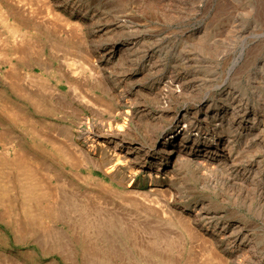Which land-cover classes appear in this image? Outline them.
<instances>
[{"label": "rangeland", "instance_id": "obj_1", "mask_svg": "<svg viewBox=\"0 0 264 264\" xmlns=\"http://www.w3.org/2000/svg\"><path fill=\"white\" fill-rule=\"evenodd\" d=\"M73 4L96 10L108 29L97 33L70 14ZM0 9L36 42L35 51L23 55L19 38L0 21V93L39 127L58 128L54 136L64 152L80 162L72 167L0 109V264H264V203L258 194L264 161L256 166L263 154L251 146L252 137L236 142L231 134L232 160L210 174L199 166L217 167L213 163L223 154L204 162L205 148L192 149L190 138L183 149L191 151L193 163L169 159L157 182L129 170L110 149L105 156L79 140L101 122L151 140L177 130L176 114L204 112L209 105L216 112L231 103L228 97L264 114V0H0ZM68 18L84 29L65 27L61 20ZM117 38L130 44L118 50L131 49L121 61L120 51H98ZM98 59L104 60L97 66ZM41 63L55 85L65 92L76 88L91 104L40 98L38 111L18 98L8 79L11 66L40 72ZM130 69L137 72L126 78ZM177 74L187 77L185 100L161 99L167 79ZM132 112L138 124L131 122ZM69 139L90 152L94 163L76 157ZM18 149L46 164L66 186L58 189L54 182L56 197L31 203L30 212L21 198V172L14 170ZM118 168H124L121 181L113 177ZM84 177L89 181L79 180ZM46 206L53 215L45 214ZM203 212L221 217L216 228L197 217ZM249 244L256 245L253 252Z\"/></svg>", "mask_w": 264, "mask_h": 264}, {"label": "bare ground", "instance_id": "obj_2", "mask_svg": "<svg viewBox=\"0 0 264 264\" xmlns=\"http://www.w3.org/2000/svg\"><path fill=\"white\" fill-rule=\"evenodd\" d=\"M21 1L27 2V0ZM57 1L61 2L62 0ZM70 9H72L70 14H78L82 20L87 21L88 24L94 27L97 30V33H103L108 29L105 24V20L101 18L100 14H98L96 10L90 11L89 7L78 6L77 4H73ZM52 14L54 15L53 12L48 13L49 16ZM0 21L13 37L19 38L18 44L20 45L17 44L19 47L17 50L19 52L23 55H29L30 52L35 51L36 42L34 41V36L24 32L17 24L10 22L9 18L1 9ZM61 21L67 28L79 31L84 29V24L80 21L73 20V18L62 19ZM125 45L129 46L130 44L127 41H122L121 38H117L115 41H107L103 46L99 47L98 51H105L107 52L106 54H115L120 51L118 50L119 48L124 47ZM128 50L129 51L126 52L120 51L121 56L118 57V61L127 58L131 49ZM103 60L104 59H101V61H99L98 59L97 61L99 62L96 65L98 66L101 64ZM38 67H40V72H36L34 66H32L30 72H23L19 65L11 66L8 72V79L10 81V88L12 92L18 98H22L24 101L29 102L38 111L41 109L40 105L42 104L40 98L55 100L56 104L59 102L71 103L73 100L80 103L83 102L86 106L91 104V101L88 100L86 96L78 93L76 88L74 89L73 87H70V91L65 92L62 90L60 85H55L50 78L51 76L49 74V70L44 64L41 63ZM89 68L90 70H93V66ZM136 72L137 70L130 69L126 71L125 77L131 78ZM75 74L77 75V73ZM167 80L166 85L159 93V97L161 99L167 98L169 102L172 100H183L185 97L183 94L188 91L187 83L184 82V80H187V77L180 80V75L177 74V76L170 77ZM228 98H230L231 103L220 106L216 109V112L210 110L211 105H209L204 112L200 109L199 111L192 113L187 111L183 116L176 114L173 120H175L178 125L177 130L172 133L164 132L163 135L161 134L151 140H146V138H143L144 140L140 139L139 137L129 133L128 129L124 132L112 130L111 125H105L107 123L103 122L100 124L92 123V128L87 133L81 135L79 140H84L90 144L89 148H93L94 150L100 148L102 154L105 156H107V150L110 149L117 156H122L124 158L129 170L135 173L146 172L150 181L156 182L158 181L159 176L163 175L168 167L169 159H175V161L180 163H193L194 159L191 158L193 156H190L189 154L191 151L184 153L183 149L184 144L188 142L186 140L190 138L194 140V144L191 147L192 149L195 144H200L201 147L205 148V152L202 154L204 162L211 160L212 157L214 158L217 153L223 154L222 157L217 159V162L213 163L214 166L218 165L217 167L210 168L201 165L199 166L200 169L206 170L209 174L217 171L216 168H219L220 164H224L225 162L232 160L231 148L233 146L231 143L232 141H230L231 134H235L233 137L237 139L236 142L243 140L242 136H245V138L252 137L251 146L257 147L263 154L262 159H258L256 166H262L264 161V114L262 111H251L250 108L247 107V103L242 99L237 100L233 97ZM212 106L215 108L216 104L214 103ZM2 108L8 111L7 116H9L12 121L24 124L25 127L29 129V132L34 139H40L42 145L51 146L58 153L63 154L65 158H68L67 161L72 167H78L80 162H76L71 155H67L61 147V141L59 138L54 136L56 134L54 132L59 131L58 128H55L52 124L46 127H39L35 121L24 115L17 105L6 101L0 93V109L3 110ZM165 110L166 109H164V107L161 108L162 112ZM162 112L159 114H163ZM137 116L134 112L129 115L133 124H138L137 122L141 121ZM135 117H137V122L134 120ZM226 129H228V131ZM178 139H180L179 143L177 142ZM70 144H72V147L74 148V155L76 157L78 156L83 163H94V159L89 156L90 152H87L84 148H82L78 142L75 143L72 139ZM37 150H41V148ZM15 153L16 159L14 161V170L21 172L20 175L22 178H19L18 182L20 185L19 189H21L20 192L23 196L21 198H24L23 200L26 212L31 211V203L32 205L34 202L38 204L40 202L42 204L56 197L54 196V192L56 194V188L53 187L54 182H57L56 187H59L58 189L66 187L65 185L60 184V179L53 175L52 170L46 164L41 163L34 157H31L23 150H16ZM133 153H136V157L134 158L131 156ZM167 156L169 157L167 158ZM14 165L12 164V166ZM85 166L88 167L87 165ZM124 175V168H118L117 173H115L113 177L121 181ZM90 177L79 178V180L88 182ZM97 187L100 192L106 191L107 189V187L101 183H98ZM154 193L155 192H152V194ZM258 194L264 203V187L259 188ZM156 203L158 206L161 205L160 202ZM46 207L45 214L51 215L52 210L49 206L47 207L48 209H46ZM33 213L34 214L32 215H37H35V212ZM209 215V212H203V214H197V217H199L200 220L210 221V225L215 223L214 227L216 228V225L218 224L217 220L221 219V217H218L217 219V216L219 215L215 214L214 217L209 218ZM29 219L30 218H28V220ZM238 228H240L238 229L239 232H236L237 234H240L241 237V227ZM243 238L245 239V237ZM235 242H237V237ZM248 247L249 250H252V252L256 249V245L254 244H249ZM247 255H249V253Z\"/></svg>", "mask_w": 264, "mask_h": 264}]
</instances>
